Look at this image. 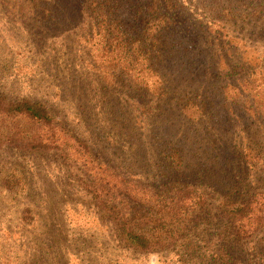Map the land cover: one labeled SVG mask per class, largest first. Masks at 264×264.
<instances>
[{
  "label": "trees",
  "instance_id": "trees-1",
  "mask_svg": "<svg viewBox=\"0 0 264 264\" xmlns=\"http://www.w3.org/2000/svg\"><path fill=\"white\" fill-rule=\"evenodd\" d=\"M0 11L21 26L34 23L40 31L31 37L37 53L44 42L64 35L82 47L79 52L93 74L82 88L83 101L92 105L100 96L102 104L93 106L101 110L100 120H93L94 109L78 115L77 127L87 131L80 149L90 157L97 144L105 153L115 150L109 145L124 152L128 134H144L140 146L155 164L149 166L145 154L129 152L117 160L123 167H160L132 175L147 182L163 180L157 182L164 183L159 195L145 201L155 202V214L146 210L142 215L143 208L136 210L129 198L112 199L114 192L111 199L94 193L126 251L157 254L161 264H264V130L254 132L262 127L258 110L243 95L252 93L256 73L248 61L230 55L235 23L199 18L182 28L178 20L186 11L175 0H0ZM59 25L62 32L55 28ZM94 83L97 89L91 87ZM230 88L242 94L246 106H254V121L241 135L233 133L235 104L217 102ZM124 89L127 102H119L118 91ZM51 106L40 99H15L0 85V152L50 153L72 147L63 119ZM192 149L200 155L199 166L221 167L218 181L196 183L188 169L191 157L196 159ZM235 167L242 168L244 177ZM250 170L254 177L247 176ZM20 176L9 175L5 188L22 187ZM26 219L31 220L28 212ZM200 243L211 244L214 254L208 255Z\"/></svg>",
  "mask_w": 264,
  "mask_h": 264
},
{
  "label": "rangeland",
  "instance_id": "rangeland-1",
  "mask_svg": "<svg viewBox=\"0 0 264 264\" xmlns=\"http://www.w3.org/2000/svg\"><path fill=\"white\" fill-rule=\"evenodd\" d=\"M175 2L183 5L186 11L185 17L178 20L182 28L188 21L195 24L199 18L203 23L209 20L235 23L229 38L233 46L230 55L232 58L248 61L251 64V72L256 73L257 79L252 93L243 95L250 96L251 104L258 110L262 127L255 123L257 127L254 132H262L264 0ZM55 28L60 29L57 30L60 32L65 29L60 25ZM37 32L40 33L33 22H26L21 26L14 22L8 13L0 11V85L8 96L15 99H40L52 104L54 115L63 119L69 144L75 148L66 146L62 151L50 153H30L17 148H7L0 152V264H161L157 254H130L120 245L116 227L94 196L97 192L101 197L111 199L109 193L114 192L116 195L112 199L120 201L129 198L137 203L136 210L143 208L142 215L147 214L146 210L151 211L152 215L155 214L152 207L155 202L145 201H149L148 198L155 199V196L159 195L162 191L160 186L164 183L157 182L163 180L147 182L132 175H141L145 171L150 173L160 167H123L117 160L118 155L129 152L131 156L136 157L145 154L149 166L155 164V161L150 162L152 154H146L147 149L140 146L143 139L139 135L143 133L133 132L126 135L130 137L126 140L129 143L128 148L132 146L136 149L140 146L137 150L128 151L125 147L126 150L121 152L120 146H112L108 142L106 146L115 148L112 154L109 149L105 153L102 149L104 147H98L97 144L94 152L91 150V158V153L80 149V143L82 138L85 139L84 133L87 131L77 127L80 124L78 115L87 114L94 109V117L91 118L97 121L101 117L98 116L101 110L93 107L101 102L100 96H96L91 102L92 105L83 101L82 88L90 83V79L86 81L87 76H93L87 67L88 58L79 52L82 48L79 43H74L75 39H69L65 35L60 39L44 42L41 53H37L36 45L33 44L35 40H31V37L36 38L32 35ZM72 52L74 54H71ZM206 55L211 57L213 54L206 51ZM51 63H56L52 69L49 67ZM91 87L97 89L98 83ZM231 88L223 93L222 101L217 102L225 105L235 104L233 109H236L237 125L233 133L241 135L246 129L249 130L247 126L254 121V106H246L245 100L240 99L242 94H237ZM117 95L119 102H127L125 89L118 91ZM233 95L238 98L232 102ZM113 102H116L115 98L112 102L108 100L107 104ZM83 118L85 119V115ZM95 151H103L104 154L98 156ZM191 155L196 159L191 157L188 169L193 171L192 178L196 183L205 186L219 180L221 167L199 166L198 152L192 149ZM234 161L238 162L237 159ZM208 165L210 166L209 162ZM235 169L244 177L241 167ZM205 171L209 173L208 176ZM13 173L21 174L24 184L19 189L9 191L5 188L4 181ZM247 176L254 177L255 171L250 170ZM27 212L31 214V220L26 219ZM211 230L208 228V233ZM200 245L207 250L208 255L214 254L211 244ZM172 251L173 247H170L165 252L169 254ZM170 263L173 261L167 264Z\"/></svg>",
  "mask_w": 264,
  "mask_h": 264
}]
</instances>
